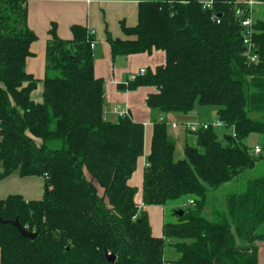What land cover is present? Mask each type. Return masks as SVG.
Here are the masks:
<instances>
[{"label":"trees","instance_id":"16d2710c","mask_svg":"<svg viewBox=\"0 0 264 264\" xmlns=\"http://www.w3.org/2000/svg\"><path fill=\"white\" fill-rule=\"evenodd\" d=\"M28 1L0 0L1 178L16 171L44 177L46 191L41 200H0V219L18 220L38 234L30 240L0 222V264H165L167 241L180 254L171 264H259L264 171L221 202L210 201V191L264 160V17L253 27L257 64L243 44L238 11H245L243 18L250 12L240 0H215L210 9L198 0H144L137 25L122 26L124 38L108 35L114 59L165 53L163 65L120 89L154 88L147 106L164 115L189 114L197 105L216 108L224 124L221 133L199 129L198 147L186 145L184 158L176 160L168 123L154 122L142 203L173 206L176 218L155 237L147 211L136 206L139 190L129 183L144 155V124L131 116L105 119V81L95 76L91 48L96 36L79 25L70 41L52 29L43 102L32 100L39 81L26 70L37 40L28 26ZM251 134L263 139L258 156L244 143Z\"/></svg>","mask_w":264,"mask_h":264},{"label":"crops","instance_id":"0c3cea01","mask_svg":"<svg viewBox=\"0 0 264 264\" xmlns=\"http://www.w3.org/2000/svg\"><path fill=\"white\" fill-rule=\"evenodd\" d=\"M142 1L144 0H29L27 3L28 26L36 34L37 40L31 45L32 55L27 59L26 70L39 81L37 88L32 92V100L35 103H42L46 47L48 41L52 39V29L55 28L60 39L67 41L73 39L72 27L74 25L82 26L89 31L94 30L97 42L93 49L95 55L94 72L97 78L105 81L106 107L104 117L106 120L116 122L120 116L114 113V108L128 109L133 120L144 124L145 149L143 156L147 157L151 148L154 122L168 121L170 127V122L176 123V118L181 117L179 114H159L148 108L147 96L155 91L154 88L141 87L135 91H125L118 86L138 75L142 69L146 72L155 71L157 67L165 63V53L154 50L151 53L118 56L114 59L110 44L107 42L108 35L114 39L124 38L123 25L128 28L137 25L139 3ZM198 1L205 3L208 0ZM240 1L246 2L247 0ZM201 114H206V111L202 110ZM184 116L187 119V114ZM192 120L188 119L189 122L187 123H212L217 121V116L214 120L200 123ZM172 129L175 130L174 127ZM249 138L251 140L254 138V147L259 146L260 135L251 134ZM2 173L3 168L0 164V200L12 195L22 196L26 201L41 200L44 197L46 191L44 177H22L16 171L10 176L1 178ZM132 178L129 183L136 187L131 184ZM138 183L143 187V174L139 177ZM137 196H139V200H136V203H142V189ZM145 208L149 207H144V210H146ZM238 244L242 245L243 243L238 242ZM258 259L259 264H264V242L258 244Z\"/></svg>","mask_w":264,"mask_h":264},{"label":"rangeland","instance_id":"374dc122","mask_svg":"<svg viewBox=\"0 0 264 264\" xmlns=\"http://www.w3.org/2000/svg\"><path fill=\"white\" fill-rule=\"evenodd\" d=\"M264 17V9L261 10V12H257L254 14V18L262 19ZM216 108L208 107H200L199 105L196 106L194 111L187 114V119H185L184 115L186 114H179L181 118H176V127L175 130L172 129V127H169L170 135L174 136L177 141V150H176V160H181L184 158V148L186 145L197 146V139L195 133L189 132L188 125L189 122L188 119H193L194 122H206L214 120L216 116ZM205 110L206 114H201V111ZM105 113V112H104ZM169 120V119H168ZM168 123V121H166ZM171 124V122H170ZM224 130H221L219 128L218 132H222ZM245 145L248 146L250 149L254 148V138L251 140V138H247L245 140ZM263 139L260 137L259 146L262 147ZM147 157L143 156L140 158L138 162V166L136 171L134 172V176L132 178L131 184H134L136 188L141 191L142 187L139 185L138 180L139 177L143 174V168L146 165ZM264 171V160H260L257 162L255 169L245 172L240 178H238L235 182H231L230 184H227L226 186H222L219 190H212L210 191V201L213 200L217 203L221 202L223 196H225L228 193L237 192L240 193L244 190L245 187H247V183L251 180H254L255 178L262 175ZM100 189V188H99ZM100 193L103 192V190H99ZM139 196L136 197L135 200L138 199ZM148 213L149 222L152 230V234L155 237H163V227L165 222L167 221H176L175 216L173 215L172 210L174 209L173 206H150L149 208H145ZM261 233L264 234V225L263 228L260 230ZM172 241H167L165 249H164V261L165 264H171L173 261L177 260L180 257V254L174 249V247L171 246Z\"/></svg>","mask_w":264,"mask_h":264},{"label":"built area","instance_id":"2783aa9c","mask_svg":"<svg viewBox=\"0 0 264 264\" xmlns=\"http://www.w3.org/2000/svg\"><path fill=\"white\" fill-rule=\"evenodd\" d=\"M214 1L215 0H208L207 2L203 3V5L205 8L210 9ZM244 3L246 4V7L248 8L250 12V16L247 18H243L245 11L244 10L238 11V18L240 19L239 22H240L241 27L243 28V33H244L243 44L248 47V58H249L250 63L257 64L259 62V57L256 53H252V48H253L252 36L254 34L253 27L256 21V19L254 18V14L256 13V11L260 12V10H262L264 6L262 3L256 0H247ZM88 35L96 36V32L94 30H91L89 31ZM96 44H97L96 40L93 41L91 43V48L94 49ZM145 73H146V70L142 69L138 75H144ZM136 76L131 77L130 80H134ZM114 113L119 115L120 117L130 116L128 109L120 110V108L118 107L114 108ZM176 125H177L176 123L170 124V126L174 128L176 127ZM210 127L214 129H219V128L222 129L224 127V124L221 121L217 120L212 123L189 124L188 125L189 132H192V133L197 132L199 129L206 130V129H209ZM232 134L234 137L236 136L234 132H232ZM252 153L258 156L262 153V148L260 146H256L252 149ZM188 205H194V201L190 200L188 202ZM136 206L138 207L139 210H143L145 207L143 203H140V204L137 203Z\"/></svg>","mask_w":264,"mask_h":264},{"label":"water","instance_id":"95a60500","mask_svg":"<svg viewBox=\"0 0 264 264\" xmlns=\"http://www.w3.org/2000/svg\"><path fill=\"white\" fill-rule=\"evenodd\" d=\"M183 211H179V215L183 216ZM0 222H2L3 224H10L13 227H16L17 230L19 231L20 235L24 238L30 239V240H35L36 237L38 236L37 233H32V232H28L19 222L18 220H14V221H3L2 219H0ZM106 258L109 262H115L116 257L112 254L107 253L106 254Z\"/></svg>","mask_w":264,"mask_h":264}]
</instances>
